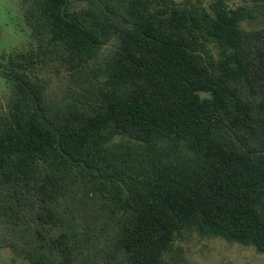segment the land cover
<instances>
[{
  "label": "trees",
  "instance_id": "trees-1",
  "mask_svg": "<svg viewBox=\"0 0 264 264\" xmlns=\"http://www.w3.org/2000/svg\"><path fill=\"white\" fill-rule=\"evenodd\" d=\"M28 6L34 46L0 62L11 91L0 235L12 251L29 264H163L195 232L264 254V27L241 28L264 0ZM48 66L72 79L60 98ZM88 200L105 221L93 235Z\"/></svg>",
  "mask_w": 264,
  "mask_h": 264
},
{
  "label": "rangeland",
  "instance_id": "rangeland-1",
  "mask_svg": "<svg viewBox=\"0 0 264 264\" xmlns=\"http://www.w3.org/2000/svg\"><path fill=\"white\" fill-rule=\"evenodd\" d=\"M216 0H173L175 4L188 8L208 7ZM229 8L238 5L260 3L262 0H224ZM161 2V0H159ZM30 0H0V62L8 53H27L34 46L31 30L26 22ZM264 27V17H257L241 23L246 31ZM41 77L48 80L49 93L52 97H62L73 86L70 76L57 66L42 69ZM10 84L0 75V114L5 110L10 97ZM97 202L86 201L81 209L86 215L89 235L105 224L97 213ZM93 219H90V217ZM91 241V240H90ZM103 246H93L88 251H100ZM0 264H29L22 249L13 252L7 240L0 235ZM163 264H264V254L257 253L252 247L228 243L218 238H205L197 233H187L179 237L172 249L164 255Z\"/></svg>",
  "mask_w": 264,
  "mask_h": 264
}]
</instances>
